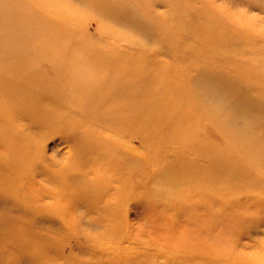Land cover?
Here are the masks:
<instances>
[{
    "label": "rangeland",
    "instance_id": "obj_1",
    "mask_svg": "<svg viewBox=\"0 0 264 264\" xmlns=\"http://www.w3.org/2000/svg\"><path fill=\"white\" fill-rule=\"evenodd\" d=\"M0 56V151L48 160L0 171V264H264V0H0Z\"/></svg>",
    "mask_w": 264,
    "mask_h": 264
},
{
    "label": "bare ground",
    "instance_id": "obj_2",
    "mask_svg": "<svg viewBox=\"0 0 264 264\" xmlns=\"http://www.w3.org/2000/svg\"><path fill=\"white\" fill-rule=\"evenodd\" d=\"M64 38H65V36H64ZM0 61H1V59H0ZM2 72H3V70H2ZM113 84L114 83L109 85V87H107L105 90H102V94L104 96L103 95H97L95 97V100L98 99L97 109H101V108L105 107L106 105L112 104V102L115 99L114 95L119 94L118 90L116 92H114L115 88H114ZM93 87H95V86H89V85L84 86L83 84L79 85V88L75 89V87H74L72 89L73 90L72 92L74 93L75 96H71V99L66 101V102H68L66 104H64L62 102L63 104H61L62 106H60L64 109L62 111L68 112L70 110L83 109L86 105L85 101H84V98H85L84 95L89 94V93H93V91H94ZM99 89H101V88H99ZM57 90H58V92H63V90H66V86L61 84V87L57 88ZM20 91L21 90L14 89V90L8 91V93L10 92V95L12 98H18V96L20 97V95H22V93ZM76 91H77V93L79 92L78 95H76ZM52 100L59 101L58 99H56V97L54 98L50 94L48 100L44 99V100H42V102H43L42 104L33 105L29 108V109H31V112H33L34 114L36 113V115L38 114L36 120L31 122V124L34 122L33 126H37V123L39 121L42 124L47 123V124L51 125V127H53V125H55V123L57 124V122L59 120H61V119H59V120L53 119L54 115H55V110L59 109L60 107L54 108L55 110H52L51 107H49L48 104H46L47 102L52 101ZM54 104H57V102H54ZM86 107L88 108V106H86ZM92 113H94V111H92ZM9 122H10V124L13 125L12 128L17 133H19V138H17L16 142L10 141L9 145L6 146L5 149L0 151V157H1V155H3L0 158V171L2 172V179H4L5 181H10L12 184L17 185L18 188L32 184L34 187L38 188V191H42V189H46V187L43 185V183L46 182V180L41 178V173H37L35 171V167L37 169H39L40 167H42L41 166L42 162L48 163V160L45 157H43V155L41 154V151L38 149L37 146H35V144L32 145V142L30 141V139H26L24 137L26 135L22 134V132H19L20 128L23 127V124H22L20 119H16L14 117H11ZM24 140H26L27 142H25ZM85 148L88 149L87 146H85ZM59 158L61 161L56 163V166L59 168V170H61V172L63 170L65 172L63 175L66 176V175H68V171L66 172L64 169L68 168L69 163H71V162H69V160L67 161L66 158L64 159V155H61ZM1 166H4V168ZM9 168H11V169H9ZM23 170H25L27 172L29 171V175L21 177L19 173L22 172ZM34 172H36L37 174H35ZM83 175L84 174H81V173L74 175V178H73L74 181L75 182H77V180L80 181V179H82ZM90 182L93 183L92 185L97 186V183L98 184L100 183L99 177L96 175V177L92 178V180H90ZM102 186L103 187L101 190H103V189L108 190L107 189L108 183H104V184H102ZM244 190H246V188H244ZM44 192L45 193H43L41 196L37 197L39 201L43 202L45 198H53L52 196H53L54 192H52L50 190L49 191L47 190ZM114 203H117L116 199L113 196H111V199L108 198L103 202V207L106 210H108V208H110L111 205Z\"/></svg>",
    "mask_w": 264,
    "mask_h": 264
}]
</instances>
